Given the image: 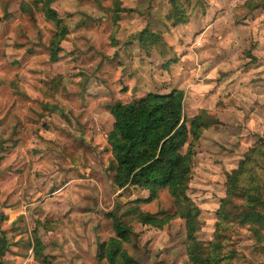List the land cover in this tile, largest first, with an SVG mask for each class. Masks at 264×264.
<instances>
[{"label": "rangeland", "instance_id": "374dc122", "mask_svg": "<svg viewBox=\"0 0 264 264\" xmlns=\"http://www.w3.org/2000/svg\"><path fill=\"white\" fill-rule=\"evenodd\" d=\"M20 2L0 0L2 263L106 264L107 215L147 197L113 186L110 107L173 90L185 119L205 117L190 145L188 196L200 212L196 238L212 240L227 175L264 140V0H120L117 21L114 0H56L68 32L55 64L54 25L35 10L21 15ZM143 31L157 43L141 45ZM262 185L264 203V172ZM138 207L175 211L166 189ZM123 220L136 234L124 248L140 264H188L183 220L161 229ZM230 236L235 264H264V231L260 241L247 228Z\"/></svg>", "mask_w": 264, "mask_h": 264}, {"label": "trees", "instance_id": "16d2710c", "mask_svg": "<svg viewBox=\"0 0 264 264\" xmlns=\"http://www.w3.org/2000/svg\"><path fill=\"white\" fill-rule=\"evenodd\" d=\"M29 1L21 0L17 10L21 15L35 10L54 25L55 31L48 44V58L51 64H55L60 58V44L68 32L52 7L56 0ZM114 6L117 21L120 0H114ZM174 8V24L184 22L182 13L177 6L174 5ZM158 38V35L146 31L136 37L143 46L156 44ZM183 98L182 91L173 90L168 94H148L127 103L117 102L110 107L113 123L106 142L115 164L113 186L117 191L132 187L146 192L147 197L130 201V206L120 215H107L114 236L99 245L98 253L99 260L106 264H140L124 248L136 238L132 226L123 220L124 217L157 229L173 219L183 220L188 264H235L236 251L230 236L235 227L247 228L258 241L262 238L263 139L227 175L226 196L216 212L217 223L212 240L204 242L196 238L201 223L199 209L188 196L194 157L190 145L200 138L207 125L203 115L184 118ZM185 146L187 150L183 152ZM165 189L175 208L172 214L140 211L139 204L152 202L158 192ZM7 246L5 236L0 233V264H3L1 259Z\"/></svg>", "mask_w": 264, "mask_h": 264}]
</instances>
